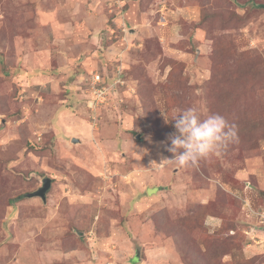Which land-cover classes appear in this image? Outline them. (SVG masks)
I'll return each instance as SVG.
<instances>
[{
  "label": "rangeland",
  "instance_id": "obj_1",
  "mask_svg": "<svg viewBox=\"0 0 264 264\" xmlns=\"http://www.w3.org/2000/svg\"><path fill=\"white\" fill-rule=\"evenodd\" d=\"M0 264H264V0H0Z\"/></svg>",
  "mask_w": 264,
  "mask_h": 264
},
{
  "label": "clouds",
  "instance_id": "obj_2",
  "mask_svg": "<svg viewBox=\"0 0 264 264\" xmlns=\"http://www.w3.org/2000/svg\"><path fill=\"white\" fill-rule=\"evenodd\" d=\"M173 121L175 131L169 137L167 148L172 158L165 161L178 167L195 166L201 160L220 155L238 140L235 125L218 113H208L203 106L184 109Z\"/></svg>",
  "mask_w": 264,
  "mask_h": 264
},
{
  "label": "water",
  "instance_id": "obj_3",
  "mask_svg": "<svg viewBox=\"0 0 264 264\" xmlns=\"http://www.w3.org/2000/svg\"><path fill=\"white\" fill-rule=\"evenodd\" d=\"M74 142H76V140ZM51 184H52V181L50 179L46 178L43 181V187L41 189H39L37 192L29 194L28 197H30V198L41 197L44 201H46V193L50 189Z\"/></svg>",
  "mask_w": 264,
  "mask_h": 264
},
{
  "label": "built area",
  "instance_id": "obj_4",
  "mask_svg": "<svg viewBox=\"0 0 264 264\" xmlns=\"http://www.w3.org/2000/svg\"><path fill=\"white\" fill-rule=\"evenodd\" d=\"M102 82V80H101V77L100 76H95V82H94V84H100ZM95 94L97 95V100L99 101V102H102L101 100H100V98H103L104 97V95H105V90L104 89H99V90H96L95 91ZM96 100V101H97ZM93 102V101H92Z\"/></svg>",
  "mask_w": 264,
  "mask_h": 264
}]
</instances>
